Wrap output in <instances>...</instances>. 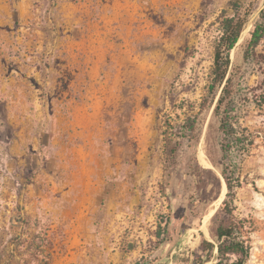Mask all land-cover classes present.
Returning <instances> with one entry per match:
<instances>
[{"label":"rangeland","instance_id":"obj_1","mask_svg":"<svg viewBox=\"0 0 264 264\" xmlns=\"http://www.w3.org/2000/svg\"><path fill=\"white\" fill-rule=\"evenodd\" d=\"M235 1L254 5L231 53L235 125L256 135L250 154L231 153L235 205L247 264H264V39L255 64L243 57L264 0H0V264H176L210 238L228 189L205 207L189 172L194 157L218 172L202 103ZM189 117L198 143L182 136ZM196 206L205 215L186 226Z\"/></svg>","mask_w":264,"mask_h":264},{"label":"trees","instance_id":"obj_2","mask_svg":"<svg viewBox=\"0 0 264 264\" xmlns=\"http://www.w3.org/2000/svg\"><path fill=\"white\" fill-rule=\"evenodd\" d=\"M253 6V3L245 5L235 1L231 3L230 9L224 10L219 17L221 34L214 46V66L208 95L202 103V111L213 108V115L218 121L221 156L218 161H213L218 172L201 166L197 157H194L189 173L193 176L194 197L204 203L205 207L219 198L222 180L226 183L225 188L227 186L228 191L211 218L210 238L200 231L201 241L198 246L190 253L180 255L176 264H209L212 261H217V264H247L252 255V230L248 221L238 215L235 205L236 189L242 187L244 180L230 157L233 149L250 154L256 138L255 134L240 131L235 125L239 94L235 83L236 69L231 57L232 50L250 22ZM263 39L264 12L260 11L254 29L251 30L250 37L243 46V57L246 63L253 65L258 61L256 49ZM182 129L184 132L182 136L189 142H199L197 117H189ZM179 145L178 141L169 150L171 164L175 162ZM204 213L196 206L190 212L180 215L179 218L187 226L196 220L201 222ZM231 257H235L232 262L229 261ZM137 264L163 263L144 258Z\"/></svg>","mask_w":264,"mask_h":264},{"label":"bare ground","instance_id":"obj_3","mask_svg":"<svg viewBox=\"0 0 264 264\" xmlns=\"http://www.w3.org/2000/svg\"><path fill=\"white\" fill-rule=\"evenodd\" d=\"M201 155H204V154H201ZM203 159H204V157H202ZM204 161H206V160H204ZM225 193V192H224ZM222 198H223V195H222V197H221V199L220 200H222Z\"/></svg>","mask_w":264,"mask_h":264}]
</instances>
